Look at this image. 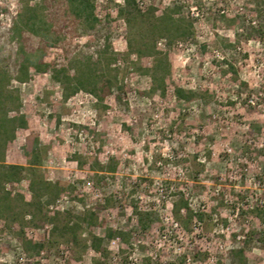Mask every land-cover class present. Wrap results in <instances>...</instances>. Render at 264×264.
I'll return each mask as SVG.
<instances>
[{"label":"rangeland","instance_id":"1","mask_svg":"<svg viewBox=\"0 0 264 264\" xmlns=\"http://www.w3.org/2000/svg\"><path fill=\"white\" fill-rule=\"evenodd\" d=\"M27 6L54 38L46 59L75 70L100 61L112 91L66 99L51 73L12 81L29 128L6 164H27L34 134L40 176L65 188L39 210L29 176L6 185L0 264H94L92 235L104 238L103 264H264V0H95L94 25L69 0H0V65L12 75L19 41L30 50L42 40L13 30ZM162 57L165 93L148 72ZM176 87L198 97L180 101ZM182 198L205 214L191 232L174 215ZM136 209L149 215L146 228ZM24 240L44 248L28 253Z\"/></svg>","mask_w":264,"mask_h":264},{"label":"trees","instance_id":"2","mask_svg":"<svg viewBox=\"0 0 264 264\" xmlns=\"http://www.w3.org/2000/svg\"><path fill=\"white\" fill-rule=\"evenodd\" d=\"M73 8V13L80 20L90 23L92 25L98 22L95 16V0H69ZM130 5L131 0H127ZM19 22L14 24L13 30L19 32L20 30H28L32 34L41 37V44L35 48L28 50L24 44L19 41L20 46L18 49V56L20 60L17 62L16 75L10 74V71L0 65V214L9 213L10 199L12 192L7 191L6 185H15L22 181L26 175L29 176V189L33 194L36 207L41 210L43 198H48L47 203L50 204V200L61 197L64 192L65 184L59 182L52 183L46 181L40 176L39 168L41 165V143L39 138L30 134L23 148V153L26 158V165H13L6 164V151L9 144L15 140L18 130L28 129L29 122L24 114L21 113V100L18 91L11 89L10 85L13 80L20 83L27 82L32 71L37 73H51L53 79L60 83L65 91V98H69L77 94L81 90L89 91L94 94L96 98L103 101L104 97L109 95L112 91V82L110 80H103V76L97 73V68L101 64L100 61L92 62L88 58L81 68L67 67L64 65L58 66L54 62H50L46 59L48 49L54 38L50 36L49 30H44L42 24L45 20L42 15V11H39L36 7L27 6L26 12H20ZM17 37V35H16ZM18 38V37H17ZM155 47H152L155 52ZM106 50H111L112 53L108 56L107 67L110 68L112 61L116 53L113 52L111 45L106 46ZM102 55H108L107 52H102ZM100 54V55H101ZM160 52H155L154 55H158ZM167 63V57H162L156 60L154 67L149 69L154 83L157 85L158 90L165 93L166 81L165 75L162 74V68ZM79 70V71H77ZM160 77V78H159ZM175 96L180 101L191 102L198 97V94L193 91H188L180 87L175 88ZM11 113L16 115L11 116ZM101 172L104 170H100ZM113 171V170H111ZM98 173V172H97ZM13 212V211H12ZM184 212V213H183ZM136 216L140 220V225L144 228L148 226L149 215L143 212L135 210ZM183 213V214H182ZM176 221L180 223L184 228L191 232V228L194 221L202 222L205 214L195 212L187 202V200L180 201L174 211ZM264 221V215L261 216ZM71 225H75L73 222H68L67 228L71 239H77V231L71 228ZM113 231L110 230L109 238H113ZM74 241V240H73ZM76 241V240H75ZM104 238L92 235L91 247L101 256V259H96L94 264H103L102 261L108 258V250L103 246ZM24 249L28 253H40L44 246L41 243H34L31 240H24Z\"/></svg>","mask_w":264,"mask_h":264}]
</instances>
